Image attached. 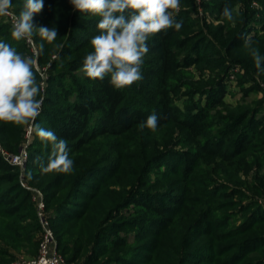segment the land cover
<instances>
[{
    "label": "trees",
    "instance_id": "obj_1",
    "mask_svg": "<svg viewBox=\"0 0 264 264\" xmlns=\"http://www.w3.org/2000/svg\"><path fill=\"white\" fill-rule=\"evenodd\" d=\"M24 2L12 0L17 16ZM43 3L32 21L36 52L1 18L0 41L37 63L42 104L24 178L42 191L67 263L264 264V59L258 69L252 55L264 58V0H201L218 21L205 26L191 18L196 0H180L181 27L149 37L142 79L121 90L80 71L99 17L70 0ZM41 26L57 30L52 43ZM234 65L243 98L232 105L224 96ZM192 66L198 78L181 73ZM253 91L262 92L255 104L246 101ZM151 114L155 131L141 128ZM26 127L0 121L1 146L17 152ZM41 129L67 142L71 172H42L52 145ZM39 235L31 192L0 156V264L35 255Z\"/></svg>",
    "mask_w": 264,
    "mask_h": 264
},
{
    "label": "clouds",
    "instance_id": "obj_2",
    "mask_svg": "<svg viewBox=\"0 0 264 264\" xmlns=\"http://www.w3.org/2000/svg\"><path fill=\"white\" fill-rule=\"evenodd\" d=\"M70 4L73 11L99 17L96 25L99 34L91 39L93 51L85 56L80 71L92 80L108 76L109 83L117 90L142 79L141 67L149 51L150 36L181 27L174 18L179 13L180 0H70ZM11 7L12 0H0V16L9 15ZM43 7V0H25L19 15L13 18L10 34L14 40L32 41L36 28L32 21ZM222 15L233 20V12L227 6ZM38 30L40 38L47 43H52L58 35L55 27L41 26ZM40 47L43 49V44ZM252 55L260 69L264 58L256 50ZM35 63L10 43L0 41V121L28 125L38 116L42 101L37 99L40 88L33 70ZM157 120L151 114L141 128L155 131ZM39 135L52 145L49 162L42 172H71L73 161L68 157L67 142L58 140L51 131L41 129Z\"/></svg>",
    "mask_w": 264,
    "mask_h": 264
},
{
    "label": "built area",
    "instance_id": "obj_3",
    "mask_svg": "<svg viewBox=\"0 0 264 264\" xmlns=\"http://www.w3.org/2000/svg\"><path fill=\"white\" fill-rule=\"evenodd\" d=\"M17 14L12 8L9 9V15H5L8 23L12 26L13 18ZM27 41V40H26ZM34 49L33 41H27ZM242 71L238 66H235V72ZM233 78V74L229 75V79ZM31 126L29 127L30 130ZM28 130V131H29ZM30 132L27 133L25 140L19 150L15 153L8 152L0 144V156L10 164L16 166L20 171V183L23 187L31 192V198L34 202L36 215L40 224V235L37 252L35 255L28 258L16 259L10 264H68L65 258L56 249V240L53 230L50 226L49 214L45 208L43 193L40 189L30 186L24 181V169L28 159L27 146L30 139Z\"/></svg>",
    "mask_w": 264,
    "mask_h": 264
},
{
    "label": "rangeland",
    "instance_id": "obj_4",
    "mask_svg": "<svg viewBox=\"0 0 264 264\" xmlns=\"http://www.w3.org/2000/svg\"><path fill=\"white\" fill-rule=\"evenodd\" d=\"M201 0H196V4H195V10L191 13V18L193 20V22L197 23V26H205V24H209V23H213V24H217L218 21L217 20H214L213 19V15H211L212 13H210L209 11H206L203 6L201 5L200 3ZM252 5L256 8H259V4L254 1L252 3ZM241 8V5L240 4H236L234 5L233 7V10L234 11H239ZM1 20H3L4 22H7V18L5 16H0ZM9 24V23H8ZM197 29V28H196ZM34 44V43H33ZM29 48L31 51H34L36 52V48H35V45H34V49L32 48V46L29 44ZM222 53H224L222 51ZM225 54V53H224ZM225 56V55H224ZM35 66L36 68L37 67V63H35ZM235 66L234 65L230 71H229V74H228V77L229 75L232 73L233 74V78L232 79H229V83H228V86L226 88V94L224 96V101L226 103H229V104H232L234 105L237 101H240L243 97L242 95V91L240 90L239 86H238V83H237V76L239 74L242 73V71H238V72H235ZM215 72V71H214ZM183 75H185V77H188L189 75L193 74L194 78H198V72L195 70V68L192 66L189 70H183L181 72ZM209 75H212L210 73V71L208 69H205L204 70V75L203 77L204 78H207ZM45 75L43 74V80L45 79ZM45 83L43 82V85ZM262 96V92H250L249 95L246 97V101L247 102H250L252 104H255L254 102H256L257 100H259V98ZM176 104L181 107L182 105V99L180 100H177ZM263 106V113H264V103L262 104ZM29 127H30V124L27 125L26 127V133H25V137L27 136V133L30 132V135L33 136V132L34 130L32 128H30L29 130ZM29 130V131H28ZM24 181L27 183V180L24 178ZM28 184V183H27ZM38 248V247H37ZM37 252V250H36ZM34 255V254H33ZM32 256L31 254H27L25 252H21L19 254H17V258L16 259H25V258H28ZM15 261V260H14ZM12 261V262H14Z\"/></svg>",
    "mask_w": 264,
    "mask_h": 264
}]
</instances>
